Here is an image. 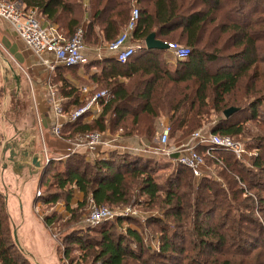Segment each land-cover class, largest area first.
Returning <instances> with one entry per match:
<instances>
[{
  "label": "trees",
  "instance_id": "16d2710c",
  "mask_svg": "<svg viewBox=\"0 0 264 264\" xmlns=\"http://www.w3.org/2000/svg\"><path fill=\"white\" fill-rule=\"evenodd\" d=\"M11 1L35 10L66 38L87 18L84 42L89 47L113 41L136 3L134 40L143 42L154 32L159 40L190 48L188 56L173 65L165 64L164 49L145 46L124 62L114 57L97 61L100 74L93 76L97 88L111 90L113 98L103 104L97 118L64 123L61 136L111 132L126 120L132 124L128 133L142 134L140 118L154 120L159 113L176 114L170 116L175 130L192 119H199L200 125L208 113H222L210 133L252 135L244 143L255 151L249 165L230 152L213 151L223 162L218 173L226 186L207 175L195 180L181 164L160 183L153 175L159 163L154 156L126 152L112 151L94 159L69 153L61 169L49 161L40 173L34 206L62 201L69 224L77 223L90 200L114 207L133 200L162 212L145 220L159 229L154 249L136 228L127 226L118 232L117 226L125 220L118 217L86 229L71 228L58 242L62 257L69 264H264V0ZM75 66H56V73L63 77L61 71ZM60 80L59 89L65 92L69 86L65 79L57 76L54 83ZM66 91L73 99L62 103L64 110L84 103L74 87ZM231 106L238 109L225 117L223 111ZM252 121L259 127L256 133L248 129ZM205 149L196 147L200 153ZM204 158L214 163L211 157ZM75 192L82 198L72 206ZM41 218L49 229L59 224L60 217L52 212ZM0 264H29L13 243L1 195Z\"/></svg>",
  "mask_w": 264,
  "mask_h": 264
},
{
  "label": "built area",
  "instance_id": "2783aa9c",
  "mask_svg": "<svg viewBox=\"0 0 264 264\" xmlns=\"http://www.w3.org/2000/svg\"><path fill=\"white\" fill-rule=\"evenodd\" d=\"M138 16V7L133 3L128 22L121 29L117 37L109 43L96 47V51L99 52L104 46L112 57L120 62H124L137 49L145 46L144 41H136L132 36ZM0 20L10 25L25 46L37 57L38 63L48 71H54L58 65L74 66L84 64L88 60L87 51H89V47L84 42L85 29L83 26H79L69 38H66L55 26L45 24L43 18L35 10L25 9L19 3L11 0H0ZM166 43V51L175 60H182L190 53V48L186 45L174 41H167ZM98 55L99 53H97ZM112 98L113 94L108 90H98L81 106L75 107L67 113H63V109L59 103L52 101L54 117L51 119L50 132L54 136L60 137L61 126L64 122H73L78 118H83V120L85 118H97L100 113L95 112ZM49 99L53 100V96L50 93ZM167 138V129H164L161 135L160 146L153 148L152 151L145 149V152L155 156L166 157L172 164H181L188 167L195 180H199L206 175L210 176L209 174L212 172L206 171L204 156L208 155L212 157V152L215 150L230 152L236 159L243 162L249 160L250 156L254 154L252 151L246 149L242 141L235 140L229 136L204 132L203 130L192 133L188 142H183L174 149L167 148ZM70 142L69 153H81L82 155H94L100 148L110 151L117 149L115 142L109 139L103 131H91L79 134ZM199 145L206 146L205 153L201 154L197 152L195 147ZM248 151H250V155ZM69 153L60 155L58 159H65ZM44 155L45 162H49L50 158L47 157L45 151ZM217 161L220 162L216 158L215 162ZM213 178L218 180L215 176ZM37 194H39L38 191ZM117 216L118 213L104 206H97L93 201H90L89 211L83 223L88 227H93L101 222L116 219ZM64 264L69 263L64 261Z\"/></svg>",
  "mask_w": 264,
  "mask_h": 264
},
{
  "label": "water",
  "instance_id": "95a60500",
  "mask_svg": "<svg viewBox=\"0 0 264 264\" xmlns=\"http://www.w3.org/2000/svg\"><path fill=\"white\" fill-rule=\"evenodd\" d=\"M144 45L167 49V43L154 32L145 37ZM0 89V195L11 238L29 264H60L56 242L32 212L40 173L48 162L36 150L39 138L28 87L1 49ZM237 109L228 107L223 114L228 117Z\"/></svg>",
  "mask_w": 264,
  "mask_h": 264
},
{
  "label": "crops",
  "instance_id": "0c3cea01",
  "mask_svg": "<svg viewBox=\"0 0 264 264\" xmlns=\"http://www.w3.org/2000/svg\"><path fill=\"white\" fill-rule=\"evenodd\" d=\"M136 4V3H135ZM46 24V22H44ZM87 23V18H85L82 26ZM53 25V24H51ZM55 26V25H53ZM105 43L100 42L98 45L89 48L87 51L88 60L84 64H80L75 66L70 70L61 71L62 76L56 73V69L54 71H48L43 66L38 63L37 57L32 53V51L25 46L23 41L16 35L10 25L0 20V49L4 53L5 57L10 61L14 68H18L17 70L20 73V77L23 81H25V85L28 87L29 97L32 102L33 110L35 109L36 104L39 105L42 112L34 113L35 114V128L36 135L39 138V143L36 146V150H40L45 160L44 151L47 157L50 158V161H55L59 167L62 168L61 161L64 159H58L60 155L69 153L71 147V140H67L64 136L57 137L54 136L50 132L51 119L54 117L53 109H52V101L59 103H68L72 100L73 96L69 95L66 90L74 87L78 92V100L80 102H86V100L95 92L101 89L97 88V83L94 80L93 76H97L100 74V66L96 64L97 61L106 58L112 57L108 51L103 46L99 52L96 51V47L101 46ZM95 51V52H94ZM97 53H99L100 57L98 58ZM91 62H95L92 64ZM167 65H173L174 61H165ZM59 66V65H58ZM61 77L65 79V82L69 85L65 87V92H61L57 86L62 85V80L54 83L55 77ZM122 81H126V78H121ZM70 87V88H69ZM50 90V91H49ZM110 93L111 90L107 89ZM49 93L53 96V100L49 99ZM1 96V89H0ZM46 103V104H45ZM49 105H48V104ZM62 109L63 106L61 105ZM75 108V104H70L67 110L63 109V113H67ZM102 108L99 107L98 111L95 113H101ZM95 118V117H94ZM93 118H85L83 121H89ZM65 123V122H64ZM63 123V124H64ZM1 138V135H0ZM113 140L117 146L115 150H107L104 148H100V150L94 154H84L87 159H94L98 157H106L109 152L118 151V152H126L131 154H140L147 155L149 153L145 152L143 144L141 142L133 143L128 138H124L121 136H114L113 138H109ZM49 141H57L61 142L64 148L69 147L63 151H56L53 148L49 147ZM67 145V146H65ZM81 154V153H80ZM152 157V155H148ZM82 194L80 192H75L73 201L75 204L77 201L81 200ZM13 201V200H11ZM34 205L32 206L33 214L40 220H42L41 216L36 214L34 210ZM45 225V224H44ZM45 229L48 231L47 227ZM58 253V251H57ZM59 257V256H58ZM60 259V258H59ZM61 262V260H60ZM61 264V263H60Z\"/></svg>",
  "mask_w": 264,
  "mask_h": 264
},
{
  "label": "rangeland",
  "instance_id": "374dc122",
  "mask_svg": "<svg viewBox=\"0 0 264 264\" xmlns=\"http://www.w3.org/2000/svg\"><path fill=\"white\" fill-rule=\"evenodd\" d=\"M177 42V41H174ZM179 43V42H177ZM182 44V43H179ZM184 45V44H183ZM87 46V45H86ZM89 47V46H88ZM91 48V47H89ZM164 60L166 61H176L173 56H171L166 50H165V54H164ZM10 62L11 59H10ZM16 69H18L16 67ZM57 88H59V85L57 86ZM98 89L101 90H107L106 87H99ZM46 104V103H45ZM48 104V103H47ZM49 105V104H48ZM62 105V104H61ZM64 108V105H62ZM34 113H41L42 110L39 107V105L36 104L35 109L33 110ZM173 113H159L157 115V117H155L154 120L150 119V118H140V125L142 127V129L144 130L142 134L137 133V132H131L128 133L127 131L130 129L132 131V124L130 120H126L124 122H120L117 126V128L113 129V131L111 132H104L108 138H113L114 136H121L124 138H128L130 139V141L133 143V141L135 140V142H141L143 144L144 149L147 150H151L155 147L160 146V141H161V135L164 131V129H167V148L168 149H174L176 148L179 144H182L183 142H188L189 141V137L192 133L198 131V130H203L204 132H209L208 130H210V127L212 125H214L217 121V118L219 115H222V113L220 114H214V113H208V116H203V118L201 119L200 125H199V119H193L191 120L190 123H188L186 126H183L181 128H178L177 130H175V126L173 125V119L171 120L170 116ZM193 113H190L189 115H191ZM176 115L175 113L173 114ZM143 117V116H142ZM108 118V117H107ZM196 120V122H195ZM248 125V129L250 130V132H257L258 128L256 125V122H249L247 123ZM124 129V130H123ZM155 131V132H154ZM87 133V132H86ZM79 134L74 135L73 137L67 138V140H72L73 138H75L76 136H78ZM252 136V135H251ZM249 135H243L240 136L238 138L236 137H232L229 136L235 140L238 141H242V142H246L249 143L250 142V137ZM62 137V136H60ZM49 147L53 148L56 151H63L68 149L69 147L64 148L63 144L61 142H57V141H49L48 142ZM134 144V143H133ZM67 146V145H65ZM197 147V146H196ZM195 147V149H196ZM250 151H252V149H248ZM250 151L249 155H250ZM200 153V152H199ZM252 153H255V151H252ZM202 154V153H201ZM138 155V154H137ZM148 155H152V154H147V155H140L142 157H149ZM213 155V152H212ZM253 155V154H252ZM155 157L154 159L156 161H158V166L156 168L155 173H153L154 178L156 179V181L163 183L164 179L171 174L175 168H176V164H172L167 158H164L160 155H152V157ZM208 156V155H206ZM211 157V156H208ZM214 161V163L212 161H210V159H205V169L206 171H211L212 173L209 174L211 177L215 176L219 183H222V185L226 186L225 180L223 178V176L219 175V169H221L223 166V162L221 159H219L218 157L214 155L211 157ZM219 159L220 162H215V159ZM250 160V159H249ZM249 160L244 161L245 164L249 165ZM194 179V178H193ZM134 199V198H133ZM91 201V200H90ZM90 201L88 202V204L86 205V207L84 208V210H81L79 212L77 219V223L72 222V223H68V217L69 214L66 212L65 208H64V204L62 201H58L56 204L53 205H43L42 203H38L35 205L34 210L36 211V214L43 216L45 214H49L52 212H57V214H59V224L56 225V227L54 225H52L49 229H48V233L51 236V238L56 242L57 247H58V242L59 239L62 238L66 233H68L69 231H71L70 229H86V227H88L85 223H83L85 217L88 214L89 211V206H90ZM75 205V201L72 200V206ZM104 207L112 210L113 212L118 213V216L116 217V219L118 217H122L125 220L122 222L121 225L117 226V231H124L125 228L127 226L133 227L138 229L142 234H144L145 238L147 240H149V244L151 248H156L157 247V243H158V232L159 229L157 228V226H153V225H147L145 220L153 215H157V216H162V212L160 210L154 211L151 210L150 208L145 207V205L143 203H139L136 204V202H134L132 200V202L129 205H125V206H109V205H104ZM124 213V214H121ZM115 218L112 220H109L110 222H114L116 220ZM136 220V221H135ZM141 223L142 227L139 226V223ZM66 245V244H64ZM77 252H73L72 255H76ZM58 256L59 258L62 257L61 255V251H58ZM64 261H66L68 263V260L62 257L61 260V264H64Z\"/></svg>",
  "mask_w": 264,
  "mask_h": 264
}]
</instances>
